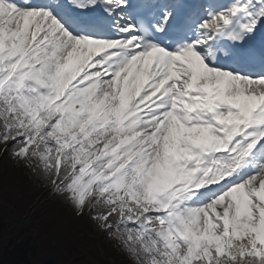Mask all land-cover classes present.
I'll use <instances>...</instances> for the list:
<instances>
[{"label": "snow or ice", "instance_id": "snow-or-ice-1", "mask_svg": "<svg viewBox=\"0 0 264 264\" xmlns=\"http://www.w3.org/2000/svg\"><path fill=\"white\" fill-rule=\"evenodd\" d=\"M0 157L129 264H264V0H0Z\"/></svg>", "mask_w": 264, "mask_h": 264}, {"label": "trees", "instance_id": "trees-1", "mask_svg": "<svg viewBox=\"0 0 264 264\" xmlns=\"http://www.w3.org/2000/svg\"><path fill=\"white\" fill-rule=\"evenodd\" d=\"M1 163L3 167H0V185L3 183V188L0 186V189L2 188L4 191L0 193V264H110L108 259L113 260L114 264H129L124 253L120 250L116 251V247L107 240L104 233H102L97 243L89 244L90 241L88 239V244H85L83 240L75 239L74 231L70 232L71 227L69 231H66L59 238L60 241L57 240V246L49 248V243H47L45 238L38 235L33 223L37 227L38 220L44 215L43 211L49 212V219L52 220L53 215L57 213L52 212L50 206L39 211V214L37 213L38 216L34 220L32 219L31 224L29 223V228H27L28 226L26 228L20 226L17 230L12 228L7 223V219L17 215V211L21 209L23 212L25 206L30 203V200L27 202V199H25L27 194H32L31 191L35 192V186L40 184V181H34L35 185H32L30 178L33 175L31 174L30 177L25 168L9 158L3 157ZM8 167L13 170L17 169V171L13 172L16 175L15 178L11 176L13 173H8ZM5 169H7V172ZM3 176L4 178H2ZM14 183L18 186H14ZM17 187L19 188L17 189ZM88 219L86 220L83 233L88 237H94L93 242H96L94 234L100 235L101 232ZM62 238H67L68 241L73 243L77 240V246L82 248L83 252L87 251L92 253V255L88 257V253L76 254L74 250L73 253L75 254L68 253L70 251L67 250L63 254L64 258H61L56 253L58 248L68 246L66 241L61 240ZM40 246H44L45 253ZM97 249L101 250L103 254L99 255Z\"/></svg>", "mask_w": 264, "mask_h": 264}, {"label": "rangeland", "instance_id": "rangeland-1", "mask_svg": "<svg viewBox=\"0 0 264 264\" xmlns=\"http://www.w3.org/2000/svg\"><path fill=\"white\" fill-rule=\"evenodd\" d=\"M7 169H8V173H10V174H12L13 172L17 171V169H14L13 170L10 167H8ZM28 173L30 175V172H28ZM11 176L13 178L16 177V175L14 173ZM30 177H31V175H30ZM2 178H4V176ZM30 179H31V184L32 185H35L34 184V181L39 182V180L36 179L34 176L31 177ZM29 183H30V180H29ZM13 185L14 186H18L16 183H14ZM0 186L3 188V183ZM2 188L0 189V193H2L4 191ZM18 188L19 187H17V189ZM22 189H24V188H22ZM35 189H37V188H35ZM31 193L32 194H30V195L27 194V198H25V199H27V202L29 200H33L35 194H38V195L41 194V193H39L38 190H35V192L34 191H31ZM44 202L45 201L43 199H41V202H39L38 205L41 206ZM45 208H47L46 204L43 205V206H41V208L39 207V210L37 211V213L39 211L45 209ZM50 209L52 211H54L55 210V207L54 206H50ZM21 212H22V209L19 210V211H17L16 214L19 216ZM43 212H44V215H42L40 217V219L38 220L37 227L34 225V223H33V227H35V229H36V231H37V233H38V235L40 237H43V238L46 239L47 243H49V245H50L49 248H52L54 246H57L56 245L57 240L60 241L59 238H61L64 235V233H66V231H69L71 229V227H72V229H71L70 232L74 231V234H75L74 237H75V239H81V240H83V242L85 244H88L87 243L88 239L90 241L89 244L97 243V242H93V238L94 237H88V236H85L83 234V230L77 225V222H75V220H73V218H71V216L69 215V209H67L65 207L63 209H59L57 211V214H55V215L52 214L53 215L52 220L49 219V215H50L49 212H47V211H43ZM37 213H35L34 215H32V217L29 219V221L25 224V228L29 225V223L31 224L32 221L38 216L39 213L38 214ZM20 220H21L20 218H18V219L16 218L15 220H13L12 217H9L7 219V223L9 225H11L12 228L16 229L20 225L19 224ZM5 222H6V220H5ZM29 226L27 228H29ZM94 235L96 237H99L97 234H94ZM61 240L62 241H66V243H68V246H66V247H59L58 250H57V252H56L61 258H64L63 254L67 250L70 251L68 253H73V250H74V252L76 254L88 253L87 251H84L83 252L82 248H80V247L77 246V240L74 243L68 241L67 238H62ZM40 247H41L42 251L44 252V246H40ZM98 247H96V248H98ZM97 251H98L99 255L103 254L101 252V250H98L97 249ZM75 253H73V254H75ZM91 255H92V253H88V257L91 256Z\"/></svg>", "mask_w": 264, "mask_h": 264}]
</instances>
